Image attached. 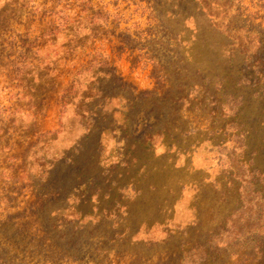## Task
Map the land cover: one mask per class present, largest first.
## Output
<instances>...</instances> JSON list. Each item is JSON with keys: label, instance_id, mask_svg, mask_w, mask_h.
<instances>
[{"label": "rangeland", "instance_id": "374dc122", "mask_svg": "<svg viewBox=\"0 0 264 264\" xmlns=\"http://www.w3.org/2000/svg\"><path fill=\"white\" fill-rule=\"evenodd\" d=\"M42 3L0 0L6 264H264V0H61L70 25L53 41L39 37ZM70 163L51 216L68 239H43L30 208L44 171L65 180ZM90 176L128 187L79 230ZM149 206L168 237L139 223Z\"/></svg>", "mask_w": 264, "mask_h": 264}, {"label": "trees", "instance_id": "16d2710c", "mask_svg": "<svg viewBox=\"0 0 264 264\" xmlns=\"http://www.w3.org/2000/svg\"><path fill=\"white\" fill-rule=\"evenodd\" d=\"M61 2V0H43V3L39 6V12L41 14V18L45 19L43 26L40 28V38H47L48 40H54L57 39V31H58V26L61 27H66L70 25V22H68L66 20V16L63 15L62 13V7L59 6L58 11H55V8L57 7L58 3ZM57 9V8H56ZM59 13L61 16L56 18V14ZM50 16V17H49ZM55 16V19L53 20V17ZM92 22V20H90V23ZM82 26H76V30L80 29L87 31V33H92V27H84L81 28ZM74 43L72 44V47H77L80 43L77 41H73ZM79 48V47H78ZM77 48V49H78ZM60 101V108L63 109V107L68 104V99L66 98L65 95L61 96ZM92 134V131H89ZM71 165L67 166L68 170L65 176H68L67 178H65V180L62 178V173L60 172V168H56L55 165H52L51 169L44 171V174L42 176V180L43 183H48L46 184L47 188L45 189V192L47 194H45L46 199H41V201L39 203H37L36 205L32 206L30 208V210H32V216L34 218V225H36V229L37 230H41L43 231V239H46V237L49 236V233L51 232H55V229L57 228V230L61 229L63 230L62 232H60V239H63L64 241H66L68 239V237L66 236L67 234L64 233V229H65V224H56L53 223L52 220V215L57 213L58 210L60 209V205H62L61 203H64V201H66L64 198L68 197V191H69V187H71L70 183V179L72 177H76L75 172H73V163H70ZM129 171V170H127ZM76 173H78V171H76ZM69 174H71L69 176ZM70 177V178H69ZM143 178V177H142ZM141 178V179H142ZM88 179V194L87 196H85L80 204L78 206H76L75 210L72 211V213H76L75 215H78L79 217V224L80 226L78 227V229H82V223L83 220L87 217H91L93 215H95V213H97L99 211V209L102 207L101 206V202L100 200L104 197H109V195L107 194L108 191L110 190L111 187H114L116 189V191L120 192V190L126 189L128 187V185H123V186H116L117 182H114L112 180H109L108 178H103L102 180L105 181V183L102 185L101 183H96V180H93V178L90 176V178ZM67 180V181H66ZM75 180H77V178H75ZM66 181V182H65ZM42 183V184H43ZM64 183H66V185L68 184V186H65V189L62 187V185H64ZM135 183H132L131 185V190L133 191V196L134 199L132 201V204L139 201V203L141 202V197H142V193H141V189H137L135 188ZM152 186V187H151ZM150 188L155 189L156 187L154 185H151ZM104 188V190H103ZM67 189V192H66ZM65 193V194H64ZM116 205H119V202H114ZM131 203V202H130ZM149 204V203H148ZM120 206V205H119ZM151 206L148 207V209H141L144 210V214H147L148 216H146L144 218L143 221L139 222V223H145L143 225L144 229L146 228V231H149L150 229H154V228H162V231L165 233V237H168L173 231L172 229H169L170 226V222L169 220H167V217L165 219L160 218L157 219L152 218V216H149L152 213L153 210L150 209ZM156 209L159 210L156 211V215L157 214H161V211L163 210L161 207L156 206ZM48 210V211H47ZM113 210H110V208H103L102 207V213H112ZM148 211V212H147ZM152 219V220H151ZM93 220V219H92ZM132 216H127L125 219L126 223H129L130 221H132ZM147 220V221H146ZM148 220H151V224L147 223ZM51 221V222H50ZM67 224V223H66ZM142 226H140V228H138V230L143 228ZM79 232V231H78ZM80 233V232H79ZM82 234V233H80ZM62 235H64L65 237H62ZM75 234L72 233L71 236H74ZM70 237V236H69ZM47 241V240H46ZM69 247H71V251H73L74 253L77 252L79 249V247H77L76 244H72ZM75 255V254H73ZM74 259L75 256H73ZM65 259V262H71L72 259H70L69 257L67 258H63ZM73 261V260H72ZM0 264H6L5 260L2 258V255L0 254Z\"/></svg>", "mask_w": 264, "mask_h": 264}]
</instances>
